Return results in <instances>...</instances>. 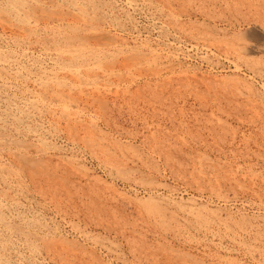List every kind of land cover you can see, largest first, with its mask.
Returning a JSON list of instances; mask_svg holds the SVG:
<instances>
[{
	"label": "rangeland",
	"instance_id": "1",
	"mask_svg": "<svg viewBox=\"0 0 264 264\" xmlns=\"http://www.w3.org/2000/svg\"><path fill=\"white\" fill-rule=\"evenodd\" d=\"M16 1L0 0L23 31L0 23V264H264V0H25L58 17L36 22Z\"/></svg>",
	"mask_w": 264,
	"mask_h": 264
},
{
	"label": "bare ground",
	"instance_id": "2",
	"mask_svg": "<svg viewBox=\"0 0 264 264\" xmlns=\"http://www.w3.org/2000/svg\"><path fill=\"white\" fill-rule=\"evenodd\" d=\"M8 1H9V0H8ZM26 1H27V0H26ZM39 2H40V1H39ZM190 2H191V1H190ZM5 3H6V2H5ZM8 3H10V2H8ZM24 3H26L25 0H18V1H16V2H14V6H11V7H12V8L15 7V9H16L17 11H19L18 13L21 12L20 14H24V13H25V15H26L25 17H27V18H29V19H34L35 22L38 21V20H44V19H46V20L51 19L50 21H52V20L57 21V20H58V17H55V18H54V15L56 16V14L54 13V15H53V14L51 13V11H50V10H47L45 7H44V10L46 9L47 11H50V14H52L53 17H52L49 13L46 14V11H45V12H42L43 9L40 10L42 14L40 13V15L38 14L39 16H37V14L34 12V10H35L36 8H37L36 10H39V6H38V7H35V9H34V8H33L34 5L32 6L31 4L28 5V4H24ZM46 4H47V3H46ZM48 4H49V3H48ZM50 4H51V3H50ZM131 4H132V3H131ZM5 5H6V4H5ZM43 5H44V4H43ZM8 6H9V5H8ZM31 6H32V7H31ZM77 6H78V5H77ZM81 6H82V5H81ZM129 6H130V5H129ZM73 7H74V6H73ZM83 7H84V6H83ZM9 8H10V7H9ZM9 8H8V9H9ZM12 8H10V10H11ZM50 8H51V7H50ZM55 8H56V7H55ZM107 9H108V8H107ZM36 10H35V11H36ZM51 10H52V9H51ZM0 11H1V10H0ZM8 11H9V10H8ZM17 11H16V12H17ZM69 11H70V10H69ZM4 12H5V10H4ZM36 12H37V11H36ZM52 12H53V11H52ZM57 12H58V11H57ZM62 12H63V11H62ZM62 12H60V13H58V14L62 15V14H61ZM74 12H75V11H74ZM13 13H14V12H13ZM65 13H66V11H65ZM67 13H68V12H67ZM71 13H72V11L70 12V14H71ZM20 14H17V15H20ZM58 14H57V15H58ZM0 15H1V14H0ZM60 15H58V16H60ZM72 15H73V14H72ZM82 15H83V14H82ZM1 16H2V15H1ZM22 17H24V16H22ZM62 17H63V16H62ZM64 17H65V15H64ZM70 17H71V16H70ZM75 17H76V16H75ZM103 17H104V16H103ZM27 18H26V19H27ZM76 18H78V17H76ZM9 19H10V18H9ZM60 19H61V18H60ZM99 19H100V18H99ZM12 20H13V19H12ZM82 20H83V19H82ZM14 21H16V20H14ZM62 21H63V20H61V22H62ZM76 21H77V20H76ZM79 21H80V20H79ZM83 21H84V20H83ZM8 22H9V21H8ZM8 22L5 21V17H4V19H3V16L0 17V23L4 24V26L7 28L5 31H7V30L9 29L10 31H12V32H14V33L16 32V33H19V34H20V33L23 32L22 30L17 29L15 26L9 24L10 22H9V23H8ZM18 22H19V21H18ZM42 22H44V21H42ZM59 22H60V21H59ZM87 22H88V21H87ZM25 24H26V23H25ZM41 24H42V23H41ZM49 24H50V23H49ZM46 25H47V24H46ZM54 25H55V24H54ZM58 25H59V24H58ZM119 25H120V24H119ZM0 26H1V25H0ZM56 27H57V26H56ZM56 27H55V28H56ZM62 27H63V26H62ZM173 27H174V26H173ZM3 28H4V27H3ZM32 28H33V27H32ZM58 28H59V27H58ZM103 28H104V27H103ZM263 28H264V27H263ZM22 29H23V28H22ZM82 29H83V28H82ZM178 29H179V28H178ZM2 30H3V29H2ZM70 30H71V29H70ZM72 30H73V29H72ZM76 30H77V29H75V31H76ZM102 30H103V29H102ZM24 31H26V30H24ZM85 31H86V30H85ZM104 31H105V30H104ZM76 32H77V31H76ZM16 33H15V34H16ZM28 33H29V31H28ZM63 33H64V31H63ZM109 33H110V32H109ZM177 33H178V32H177ZM19 34H18V35H19ZM30 34H31V32H30L29 34H26V35L28 36V35H30ZM46 34H47V33H46ZM54 34H55V32H54ZM59 34H60V33H59ZM20 35H21V34H20ZM49 35H50V34H49ZM103 35H104L105 37L100 38V37H102V35H101L100 37L98 36L99 39L97 40L98 42H96V43H97L96 46H97V48H98L100 51H104V50H106V48H108V47H109V49H110V47L113 46V44H114V42H115L114 40H111V38H113V37H111V38H109L108 36L106 37V35H107L106 33L103 34ZM109 35L111 36V34H109ZM1 36H2V35H1ZM16 36H17V35H16ZM54 36H55V35H54ZM87 36H88V35H87ZM39 37H40V36H39ZM48 37H49V36H48ZM51 37H52V36H51ZM57 37H58V36H57ZM60 37H61V35H60ZM79 37H80V36H79ZM88 37L90 38V36H88ZM92 37H94V36H92ZM114 37H115L116 39L118 38V37H116V36H114ZM16 38H17V37H16ZM18 38H19V37H18ZM41 38H43V37H41ZM45 38H46V37H45ZM52 38H53V37H52ZM61 38H62V37H61ZM65 38H66V37H65ZM68 38H69V37H68ZM68 38H67V39L55 40L54 42H57V43L59 42V43H63V44H64V43H65V44H71V43H72V40H70V38H69V39H68ZM81 38H82V37H81ZM121 38H122V37H121ZM14 39H15V38H14ZM14 39H13V40H14ZM32 39H33V38H32ZM37 39H39V38H37ZM47 39H48V38H47ZM53 39H54V38H53ZM53 39H52V40H53ZM57 39H58V38H57ZM90 39H91V38H90ZM50 40H51V39H50ZM77 40H78V39H77ZM94 40H96V39H94ZM118 40H119V38H118ZM37 41H38V40H37ZM43 41H45V40L43 39L42 42H43ZM73 41H74V40H73ZM80 41H81V40H79V43H80ZM91 41H92V40H91ZM91 41H90V42H91ZM116 41H117V40H116ZM23 42H24V41H23ZM27 42H28V41H27ZM32 42H33V40H32ZM90 42H89V43H90ZM93 42H94V41H93ZM119 42H120V41H119ZM18 43H19V42H18ZM38 43H39V42H38ZM87 43H88V42H87ZM115 43H116V42H115ZM226 43H227V42H226ZM16 44H17V41H16ZM73 44H74V43H73ZM81 44L84 45V44H85V41L83 40V42H81ZM125 44H126V43H125ZM231 44H232V43H231ZM17 45H18V44H17ZM41 45H42V44H41ZM46 45H47V44H46ZM56 45H57V44H56ZM60 45H61V44H60ZM79 45H80V44H79ZM85 45H86V44H85ZM91 45H93V43H91ZM114 45H115V44H114ZM20 46H21V45H20ZM38 46H40V44H38ZM57 46H58V45H57ZM65 46H66V45H65ZM76 46H77V45H76ZM89 46H90V45H89ZM115 46H116V45H115ZM28 47H29V46H28ZM35 47H36V46H35ZM35 47H34V48H35ZM41 47H42V46H41ZM58 47H59V46H58ZM87 47H88V46H87ZM120 47H121V46H120ZM122 47H123V46H122ZM30 48H31V47H30ZM42 48H43V47H42ZM82 48H83V47H82ZM82 48H81V49H82ZM88 48H89V47H88ZM115 48H116V47H115ZM117 48H118V47H117ZM59 49H60V48H59ZM69 49H70V47H69ZM79 49H80V48H79ZM79 49H78V50H79ZM90 49H91V48H90ZM120 49H121V48H120ZM240 49H241V48H240ZM240 49H239V52H241L244 48L241 49V51H240ZM44 50H45V49H44ZM88 50H89V49H88ZM67 51H68V50H67ZM96 51H97V50H96ZM118 51H119V50H118ZM125 51H126V50H125ZM230 51H231V50H230ZM244 51H245L246 54H252V53L256 52L254 49H250V48H247V49H245ZM42 52H43V51H42ZM48 52H49V51H48ZM80 52H81V51H80ZM93 52H94V51H93ZM98 52H99V51H98ZM98 52H97V53H98ZM122 52H123V51H122ZM130 52H131V51H130ZM50 53H51V52H50ZM70 53H71V52H70ZM73 53H74V52H73ZM109 53H110V52H109ZM115 53H116V52H115ZM123 53H124V52H123ZM242 53H244V52H242ZM32 54H33V53H32ZM74 54H75V53H74ZM87 54H88V53H87ZM126 54H127V53H126ZM153 54H155V53H153ZM58 55H59V54H58ZM129 55H130V54H129ZM129 55H126V56H129ZM140 55H141V54H140ZM140 55H139V56H140ZM150 55H151V54H150ZM46 56H47V55H46ZM56 56H57V55H56ZM74 56H75V55H74ZM124 56H125V55H124ZM134 56H135V55H134ZM134 56H133V59H130V60H133V62H134V59L136 58V57L134 58ZM2 57H3V56H2ZM49 57H50V56H49ZM81 57H82V56H81ZM102 57H103V56H102ZM120 57H121V56H120ZM137 57H138V56H137ZM141 57H143V56H141ZM156 57H157V56H156ZM95 58H96V57H95ZM103 58H104V57H103ZM147 58H148V57H147ZM151 58H152V57H151ZM151 58H150V59H151ZM61 59H62V58H61ZM138 59H139V60L137 61V63L134 62L135 65L138 64V63H140L141 61H143V59H141V58H138ZM8 60H9V59H8ZM51 60H52V59H51ZM77 60H78V58H77ZM79 60H80V59H79ZM91 60H92V59H91ZM111 60H112V59H111ZM123 60H124V59H123ZM123 60H122V61H123ZM152 60H154V59L152 58ZM10 61H11V60H10ZM13 61H15V60H13ZM17 61H18V60H17ZM17 61H16V62H17ZM19 61H20V60H19ZM35 61H36V60H35ZM107 61H108V58H107ZM2 62H4V61H2ZM36 62H37V61H36ZM41 62H42V61H41ZM55 62H56V61H55ZM62 62H63V60H62ZM77 62H79V61H77ZM100 62H101V61H100ZM109 62H110V61H109ZM127 62H128V61H127ZM12 63H13V62H12ZM53 63H54V62H53ZM53 63H52V64H53ZM56 63H57V62H56ZM60 63H61V62H60ZM66 63H67V62H66ZM101 63H102V62H101ZM107 63H108V62H107ZM113 63H114V61H113ZM128 63H129V62H128ZM141 63H142V62H141ZM13 64H18V62H17V63H13ZM58 64H59V63H58ZM64 64H65V62H64ZM79 64H80V63H79ZM110 64H111V63H110ZM110 64H108L109 66H106V64L102 63V65H105V67H107V69L110 68ZM92 65H93V64H92ZM111 65H112V64H111ZM125 65H126V64H125ZM130 65H132V64H130ZM140 65H141V64H140ZM36 66H37V65H36ZM68 66H69V65H68ZM71 66H72V61H71ZM79 66H80V65H79ZM79 66L77 65V67H79ZM88 66H89V65H88ZM126 66H127V65H126ZM149 66H150V65H149ZM2 67H3V66H2ZM9 67H10V65H9ZM29 67H30V66H29ZM53 67H54V66H53ZM58 67H59V66H58ZM60 67H61V66H60ZM73 67H75V65H74ZM82 67H83V66H82ZM91 67H92V66H91ZM96 67H97V65H96ZM96 67H95V68H96ZM102 67H103V66H102ZM163 67H164V66H163ZM7 68H8V67H7ZM10 68H11V67H10ZM14 68H15V66H14ZM19 68H21V67H19ZM38 68H39V65H38ZM100 68H101V67H100ZM113 68H114V67H113ZM144 68H145V67H144ZM144 68H143V69H144ZM3 69H4V68H3ZM30 69H31V67H30ZM36 69H37V68H36ZM40 69H41V68H40ZM84 69H85V68H84ZM147 69H148V67H147ZM149 69H150V68H149ZM5 70H6V69H5ZM24 70H26V69H24ZM80 70H81V69H80ZM102 70H103V69H102ZM114 70H115V69H114ZM0 71H2V70H0ZM6 71H7V70H6ZM10 71H11V70H10ZM16 71H17V67H16ZM21 71H22V69H21ZM92 71H93V70H92ZM92 71H91V72H92ZM97 71H98V70H97ZM104 71H105V70H104ZM112 71H113V70H112ZM38 72H39V71H38ZM60 72H61V71H60ZM68 72H70V71H68ZM74 72H75V71H74ZM74 72H73V73H74ZM86 72H87V71H86ZM102 72H103V71H102ZM102 72H101V74H102ZM116 72H117V71H116ZM116 72H115V73H116ZM143 72H145V71H143ZM153 72H154V71H153ZM1 73H2V72H1ZM5 73H6V72H5ZM5 73H4V74H5ZM15 73H16V72H15ZM17 73H18V71H17ZM51 73H52V72H51ZM51 73H50V74H51ZM57 73H59V72H57ZM61 73H63V72H61ZM65 73H66V72H65ZM110 73H111V71H110ZM113 73H114V72H113ZM148 73H149V71H148ZM150 73H151V72H150ZM156 73H157V72H156ZM6 74H7V73H6ZM8 74H9V73H8ZM23 74H24V73H23ZM29 74H30V73H29ZM69 74H71V73H69ZM75 74H76V73H75ZM108 74H109V73H108ZM44 75H45V74H44ZM78 75H79V74H78ZM91 75H93V74H91ZM8 76H9V75H8ZM41 76H42V75H41ZM68 76H69V75H68ZM71 76H72V75H71ZM76 76H77V75H76ZM87 76H88V74H87ZM11 77H13V76H11ZM11 77H10V78H11ZM26 77H27V76H26ZM48 77H49V76H48ZM61 77H62V76H61ZM80 77H81V76H80ZM91 77H92V76H91ZM91 77H90V78H91ZM93 77H95V76L93 75ZM112 77H113V76H112ZM130 77H131V76H130ZM0 78H2V77L0 76ZM15 78H16V77H15ZM19 78H20V77H19ZM99 78H100V77H99ZM107 78H109V76H107ZM28 79H29V78H28ZM28 79H27V80H28ZM37 79H39V78H37ZM41 79H42V78H41ZM43 79H44V78H43ZM49 79H50V78H49ZM77 79H78V77H77ZM79 79H80V78H79ZM79 79H78V80H79ZM84 79H85V78H84ZM95 79H96V77H95ZM97 79H98V78H97ZM33 80H34V79H33ZM56 80H57V79H56ZM132 80H133V79H132ZM3 81H4V80H3ZM16 81H17V80H16ZM42 81H43V80H42ZM70 81H71V80H70ZM82 81H83V80H82ZM82 81H79V82L82 83ZM87 81H88V80H87ZM168 81H169V80H168ZM68 82H69V81H68ZM44 83H45V82H44ZM89 83H90V82H89ZM89 83H88V84H89ZM95 83H96V82H95ZM100 83H102V82H100ZM39 84H40V83H39ZM45 84H46V83H45ZM70 84H71V82H70ZM83 84H84V83H83ZM183 84H184V83H183ZM0 85H1V84H0ZM4 85H5V84H4ZM10 85H11V84H10ZM34 85H35V84H34ZM36 85H37V84H36ZM46 85H47V84H46ZM46 85H45V86H46ZM49 85H50V84H49ZM53 85H54V84H53ZM56 85H60V84L58 83V84H56ZM56 85H55V86H56ZM64 85H65V83H64ZM91 85H94V84L91 83ZM1 86H2V85H1ZM47 86H48V85H47ZM65 86H67V85H65ZM95 86H96V84H95ZM57 87H58V88L55 87V88H56L55 90H58V89L60 88L59 86H57ZM62 87H64V86H62ZM80 87L82 88V84H81ZM90 87H91V86H90ZM101 87H102V86H101ZM11 88H12V87H11ZM71 88H72V86H71ZM71 88H70V89H71ZM86 88H87V87H86ZM102 88H103V87H102ZM116 88H117V87H116ZM116 88H115V89H116ZM7 89H8V87H7ZM68 89H69V88H68ZM70 89H69V93L71 92ZM77 89H78V88H77ZM16 90H17V88H16ZM16 90H15V91H16ZM40 90H42V89H40ZM43 90H44V89H43ZM60 90H61V89H60ZM74 90H75V89H74ZM92 90H93V89H92ZM95 90H96V89H95ZM44 91H45L44 93H46V90H44ZM53 91H54V90H53ZM65 91H66V90H65ZM96 91H98V88H97ZM35 92H36V91H35ZM61 92L63 93V91H61ZM88 92H89V91H88ZM93 92H95V91L93 90ZM93 92H92V93H93ZM116 92H117V90H116ZM39 93H40V92H39ZM56 93H57V92H56ZM62 93H61V94H62ZM79 93H82V91H81V92L79 91ZM89 93H90V92H89ZM97 93H98V92H97ZM99 93H101V91H100ZM37 94H38V93H37ZM82 94H83V93H82ZM45 95H46V94H45ZM55 95H56V94H55ZM55 95H54V96H55ZM54 96H53V97H54ZM23 98H24V97H23ZM51 98H52V97H51ZM25 99H26V98H25ZM53 99H54V98H53ZM59 99H60V98H59ZM61 100H62V99H61ZM74 100H76V99H74ZM74 100H73V101H74ZM93 100H94V99H93ZM96 100H97V99H96ZM39 101H40V100H39ZM77 101H78V100H77ZM42 102H43V101H42ZM69 102H70V101H69ZM99 102H100V101H99ZM101 102H102V101H101ZM14 103H15V102H14ZM25 103H27V102H25ZM30 103H31V102H29V103H27V104H30ZM39 103L41 104V102H39ZM57 103H58V102H57ZM76 103H77V102H76ZM45 104H46V103H45ZM59 104H60V103H59ZM65 104H66V102H65ZM93 104H94V103H93ZM98 104H99V103H98ZM104 104H105V103H104ZM104 104H103V106H104ZM30 105H31V104H30ZM38 105H39V104H38ZM91 105H92V104H91ZM24 106H25V105H24ZM101 106H102V105H101ZM51 107H52V106H51ZM51 107H50V108H51ZM59 107H60V105H59ZM26 108H27V107H26ZM42 108H43V107H41V109H42ZM66 108H67V107H66ZM103 108H105V110H106V106L103 107ZM28 109H29V108H28ZM39 109H40V108H39ZM41 109H40V110H41ZM76 109H77V108H76ZM76 109H75V110H76ZM22 110H23V109H22ZM31 110H32V109H31ZM36 110H38V109H36ZM50 110H51V109H50ZM61 110H62V109H61ZM69 110H70V109H69ZM41 112H42V111H41ZM53 112H54V111H53ZM69 112H70V111H69ZM99 112H100V111H99ZM4 113H5V112H4ZM24 113H25V112H24ZM26 113H27V112H26ZM30 113H31V112H30ZM32 113H33V112H32ZM39 114H41V113H39ZM47 114H50V113H47ZM55 114H56V113H55ZM41 115H42V114H41ZM61 115L64 116V114H61ZM75 115H76V114H75ZM75 115H74V116H75ZM24 116H25V115H24ZM28 116H29V115H28ZM53 116H54V114H53ZM55 116H56V115H55ZM62 116H60V117H62ZM14 117H15V115H14ZM56 117H57V116H56ZM58 117H59V116H58ZM69 117H70V116H69ZM28 118H29V117H28ZM34 118H35V117H34ZM51 118H52V117H51ZM54 118H55V117H54ZM65 118H66V117H65ZM1 119H2V118H0V120H1ZM13 119H14V118H13ZM15 119H17V118L15 117ZM26 119H27V117H26ZM59 119H60V118H59ZM75 119H76V118H75ZM20 120H22V119H20ZM5 121H6V120H5ZM5 121H4V122H5ZM15 121H16V120H15ZM53 121H54V120H53ZM0 122H1V121H0ZM78 122H79V123L82 122L81 119H80V121H78ZM78 122H77V123H78ZM97 122H98V121H97ZM5 123H6V122H5ZM16 123H17V122H16ZM25 123H26V122H25ZM52 123H54V122H52ZM69 123H70V122H68V124H69ZM73 123H74V122H73ZM77 123L75 122L74 124H77ZM79 123H78V125H79ZM82 123H84V121H83ZM82 123H80V124L83 125ZM84 124H85V123H84ZM24 125H25V124H24ZM55 125H56V124H55ZM26 126H28V125H26ZM56 126H57V125H56ZM58 126H59V125H58ZM60 126H61V125H60ZM66 126H69V125H66ZM30 127H31V126H30ZM43 127H44V126H43ZM94 127H95V126H94ZM34 128H35V127H34ZM55 128H56V127H55ZM69 128H70V127H68V129H69ZM86 128H87V126H86ZM86 128L84 129L85 131H86ZM88 128H89V127H88ZM88 128H87V129H88ZM91 128H93V126H92ZM96 128H97V127H96ZM0 129H2V127H1ZM29 129H30V128H29ZM72 129L75 130V128H72ZM36 130H37V129H36ZM69 130H71V128H70ZM3 131H5V130L3 129ZM6 131H8V130H6ZM6 131H5V132H6ZM30 131H32V129H31ZM49 131H50V130H49ZM54 131H55V130H54ZM32 132H33V134L35 133L34 131H32ZM69 132H70V131H69ZM100 133H101V132H100ZM69 134H70V133H69ZM71 135H72V134H71ZM71 135H70V136H71ZM83 135H84V134H83ZM90 135H91V134H90ZM104 135H105V134H104ZM91 136H93V135H91ZM2 137H3V136H2ZM4 137H7V136H4ZM39 137H40V136H39ZM76 137H77V136H76ZM93 137H94V136H93ZM0 138H1V137H0ZM82 138H83V137H82ZM42 139H43V138H42ZM72 139H73V138H72ZM8 140H9V139H8ZM11 140H12V139H11ZM83 140H84V139H83ZM85 140H86V138H85ZM87 140H88V139H87ZM93 140H94V138H93ZM40 141H41V140H40ZM94 141H95V140H94ZM11 142H13V141H11ZM11 142H10V143H11ZM15 142H16V141H15ZM18 142H20V141H18ZM92 142H93V141H92ZM103 142H104V141H103ZM30 143H31V142H30ZM30 143H29V144L27 143V145H30ZM41 143H42V142H41ZM43 143H44V146H45V141H44ZM7 144H8V141H7V140H6V142H4V141H0V146H2V147H3L4 145L7 146ZM14 144H15V143L13 142L12 145L14 146ZM20 144H21V147L24 146V143H23V142H21ZM20 144H19V145H20ZM93 144H94V143H93ZM98 145H100V144H98ZM91 146H92V145H91ZM100 146H101V145H100ZM100 146H98V147H100ZM16 147H18V146H16ZM19 147H20V146H19ZM21 147H20V149H23V150H24V147H23V148H21ZM45 147L47 148L48 146H45ZM29 148H30V147H29ZM32 148H35V147H32ZM102 148H103V147H102ZM2 149H3V148H2ZM2 149H1V150H2ZM93 149H94V148H93ZM6 150H7V149H6ZM15 150H16V149H15ZM15 150H14V151H15ZM33 150H34V149H33ZM38 150H39V149H38ZM100 150L103 152L102 149H100ZM100 150H99V152H101ZM3 151H4V149H3ZM9 151H10V150H9ZM35 151L38 152L37 150H35ZM7 152H8V151H7ZM27 152H28V151H27ZM104 152H105V151H104ZM107 152H109V150H108ZM110 152H111V151H110ZM10 153L13 155L14 152H10ZM5 154H6V153H5ZM106 154H107V153H106ZM109 154H111V153H109ZM109 154H108V155H109ZM112 154H113V153H112ZM14 155H15V154H14ZM19 155H21V154H19ZM115 155H116V154H115ZM32 156H33V155H32ZM13 157H14V156H13ZM22 157H23V158H22ZM22 157L20 158V161L22 162V166H23V168H24L25 170H28L29 172L33 173L34 176H35L34 178H36V177L38 178L39 175H40V173H39L38 176H36V173H35V171H36V164L33 163V162H31V161L28 160V159H25L26 157H24L23 155H22ZM49 157H50V156H49ZM112 157H113V156H112ZM115 157H116V156H115ZM5 158H6V157H5ZM113 158H114V157H113ZM7 160H8V159H7ZM12 160H14V158H13ZM12 160H9V161H12ZM33 160H34V159H32V161H33ZM115 160H116V159H115ZM14 161H15V160H14ZM17 161L20 162V161L18 160V158H17ZM17 161H15V162H17ZM39 161H40V160H39ZM61 162H62V161H61ZM7 163H8V162H7ZM62 163H63V162H62ZM10 164H12V163H10ZM39 165H40V164H39ZM57 165H58V164H57ZM2 166H3V165H2ZM12 166H13V165H12ZM18 166H19V165H18ZM37 166H38V165H37ZM41 166H42V165H41ZM69 166H70V165H69ZM0 167H1V166H0ZM6 167H7V165H6ZM39 167H40V166H38V168H39ZM10 168H11V167H10ZM15 168H16V166H15ZM17 168H18V167H17ZM19 168L22 169L20 166H19ZM45 168H46V167H45ZM45 168H44V169H45ZM5 169H6V168H5ZM8 169H9V168H8ZM8 169H7V171H8ZM20 169H18V170H20ZM39 169H40V168H39ZM46 169H47V168H46ZM48 169H49V168H48ZM40 170H41V169H40ZM16 171H17V170H16ZM43 171H44V170H43ZM56 171H57V170H56ZM12 172H13V171H12ZM48 172H50V171H48ZM48 172H47V173H48ZM47 173H45V175H46ZM16 174H17V173H16ZM51 174H52V173H51ZM51 174H50V176L54 175V174H52V175H51ZM55 174H56V173H55ZM1 175H2V174H1ZM5 175H6V173H5ZM48 175H49V174H48ZM48 175H47V176H48ZM57 175H58V174H56L55 176H57ZM19 176H20V175H19ZM58 176H59V175H58ZM83 176H84V175H83ZM15 177H16V176H15ZM15 177H14V178H15ZM20 177H21V176H20ZM24 177H25V176H24ZM18 178H19V177H18ZM25 178H26V177H25ZM34 178L32 177L33 180H35ZM39 179H40V178H39ZM48 179H50V178H48ZM55 179H57V177H56ZM25 180H26V179H25ZM37 180H38V179H37ZM40 180H41V179H40ZM60 180L62 181V179H60ZM63 180H64V179H63ZM18 181H19V180H18ZM43 181H45V180H43ZM52 181H53V180H52ZM52 181H50V182H52ZM55 181H56V182H59L58 180H55ZM23 182H24V181H23ZM34 182H36V181H34ZM65 182H66V181H64L63 183H65ZM3 183H4V182H3ZM36 183H37V182H36ZM40 183H41V181H40ZM21 184H22V183H21ZM59 184H61V183H59ZM23 185H24V184H23ZM39 185H40V184H39ZM65 185H66V183H65ZM19 186H21V185H19ZM61 186H62V185H61ZM22 187H25V186H22ZM42 187H43V186H42ZM62 187H64V186H62ZM0 188H1V187H0ZM53 188H54V187H53ZM57 188H58V187H57ZM57 188H56V189H57ZM21 189H22V188H21ZM26 189H27V188H26ZM48 189H49V188H48ZM57 190H58V189H57ZM59 190H60V188H59ZM64 190H65V189H64ZM20 191H21V190H20ZM23 191H24V189H23ZM26 191H27V190H26ZM41 191H42V190H41ZM69 191H70V190H69ZM0 192H1V191H0ZM54 192H55V191H54ZM56 193H57V192H56ZM0 194H1V193H0ZM60 194H61V193H60ZM55 195H56V194H55ZM55 195H54V196H55ZM2 196H3V195H2ZM59 196H60V195H59ZM62 196H63V195H62ZM254 196H255V195H254ZM6 197H7V196H6ZM66 198H67V197H66ZM11 201H12V200H11ZM62 206H63V205H62ZM1 209H2V208H1ZM184 209H185V208H184ZM3 217H4V216H3ZM1 218H2V217H1ZM8 223H9V222H8ZM39 226H40V225H39ZM199 226H200V225H199ZM12 228H13V227H12ZM169 228H170V227H169ZM17 230H18V229H17ZM41 230H42V229H41ZM41 230H40V231H41ZM3 231H4V230H3ZM14 231H15V230H14ZM18 231H19V230H18ZM21 232H22V231H21ZM22 233H23V232H22ZM22 233H21V234H22ZM26 233H27V232H26ZM19 234H20V232H19ZM23 234L25 235V233H23ZM132 235H133V234H132ZM49 236H50V235H49ZM39 237H41V236H39ZM52 237H53V236H52ZM36 238H38V237H36ZM46 238H47V236H46ZM55 238H56V237H55ZM58 238H59V237H58ZM39 239H40V238H39ZM39 239H38V240H39ZM40 240H41V239H40ZM50 240H51V242H47V241H46L47 243L45 242L44 245H46L47 247L53 248L54 246H56V244H55L56 242L54 243V242H53V239H50ZM57 240H58V239H57ZM57 240H56V241H57ZM66 240H67V239H66ZM54 241H55V240H54ZM40 242H41V241H40ZM61 242H62V240H61ZM61 242H60V243H61ZM41 243H42V242H41ZM58 243H59V242H58ZM58 243H57V244H58ZM60 243H59V244H60ZM42 244H43V243H42ZM66 244H67V243H66ZM112 244H113V243H112ZM64 245H65V244H64ZM22 246H23V245H22ZM58 247L61 248V246H58V245H57V248H58ZM64 247H65V246H64ZM43 248H44V247H43ZM62 248H63V245H62ZM83 248H84V247H83ZM29 249H30V248H29ZM55 249H56V248H55ZM63 250L65 251V249H63ZM66 250H67V249H66ZM2 251H3V250H2ZM48 251H49V250H48ZM51 251H52V250H51ZM64 251H63V252H64ZM50 254H51V252H50ZM60 254H61V252H60ZM62 257H63V256H62ZM62 257H61V258H62ZM3 260H4V259H3ZM6 263H7V262H6Z\"/></svg>",
	"mask_w": 264,
	"mask_h": 264
}]
</instances>
